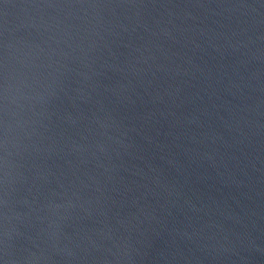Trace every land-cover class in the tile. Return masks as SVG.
<instances>
[{
	"label": "water",
	"instance_id": "1",
	"mask_svg": "<svg viewBox=\"0 0 264 264\" xmlns=\"http://www.w3.org/2000/svg\"><path fill=\"white\" fill-rule=\"evenodd\" d=\"M3 264H264V0H0Z\"/></svg>",
	"mask_w": 264,
	"mask_h": 264
},
{
	"label": "clouds",
	"instance_id": "2",
	"mask_svg": "<svg viewBox=\"0 0 264 264\" xmlns=\"http://www.w3.org/2000/svg\"><path fill=\"white\" fill-rule=\"evenodd\" d=\"M0 264H3V261H0Z\"/></svg>",
	"mask_w": 264,
	"mask_h": 264
}]
</instances>
